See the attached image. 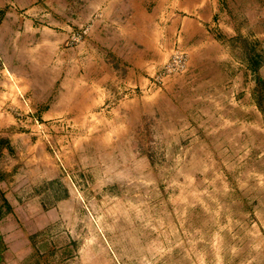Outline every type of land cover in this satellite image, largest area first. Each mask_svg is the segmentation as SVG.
I'll return each mask as SVG.
<instances>
[{"label": "rangeland", "instance_id": "rangeland-1", "mask_svg": "<svg viewBox=\"0 0 264 264\" xmlns=\"http://www.w3.org/2000/svg\"><path fill=\"white\" fill-rule=\"evenodd\" d=\"M215 1L214 40L146 84L82 117L15 107L0 264H264V0Z\"/></svg>", "mask_w": 264, "mask_h": 264}, {"label": "crops", "instance_id": "crops-1", "mask_svg": "<svg viewBox=\"0 0 264 264\" xmlns=\"http://www.w3.org/2000/svg\"><path fill=\"white\" fill-rule=\"evenodd\" d=\"M222 9L215 0H0L4 150L15 138L16 106L43 119L82 117L111 87L146 84L175 41L193 49L214 40L205 27L220 25ZM74 32L82 33L77 42ZM15 76L28 98L11 90Z\"/></svg>", "mask_w": 264, "mask_h": 264}, {"label": "built area", "instance_id": "built-area-1", "mask_svg": "<svg viewBox=\"0 0 264 264\" xmlns=\"http://www.w3.org/2000/svg\"><path fill=\"white\" fill-rule=\"evenodd\" d=\"M81 35H82V33H80V32H74V33L71 35L70 41H71V42H74V41L77 42V41H79ZM180 61H181V57L175 55L174 58L172 59L171 66H176V64H178ZM171 66L169 67L168 70L172 69Z\"/></svg>", "mask_w": 264, "mask_h": 264}, {"label": "trees", "instance_id": "trees-1", "mask_svg": "<svg viewBox=\"0 0 264 264\" xmlns=\"http://www.w3.org/2000/svg\"><path fill=\"white\" fill-rule=\"evenodd\" d=\"M70 40V39H69ZM76 42V41H75ZM259 82H260V79H259ZM3 201L6 202V199L3 197Z\"/></svg>", "mask_w": 264, "mask_h": 264}]
</instances>
